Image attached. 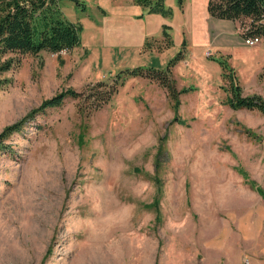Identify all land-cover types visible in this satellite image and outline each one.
I'll return each instance as SVG.
<instances>
[{
	"label": "rangeland",
	"instance_id": "1",
	"mask_svg": "<svg viewBox=\"0 0 264 264\" xmlns=\"http://www.w3.org/2000/svg\"><path fill=\"white\" fill-rule=\"evenodd\" d=\"M56 2L81 23V43L16 54L0 72V133L19 124L0 136V264H264V112L225 103L217 60L264 100V39L248 45L240 23L213 16L204 43L177 0L168 16ZM162 22L172 44L144 49L137 31ZM183 38L172 76L191 89L176 108L164 86L134 76L90 113L72 97L38 110L124 67H165Z\"/></svg>",
	"mask_w": 264,
	"mask_h": 264
},
{
	"label": "trees",
	"instance_id": "2",
	"mask_svg": "<svg viewBox=\"0 0 264 264\" xmlns=\"http://www.w3.org/2000/svg\"><path fill=\"white\" fill-rule=\"evenodd\" d=\"M82 5L80 0H74ZM145 12H157L164 16L172 13V7L165 0H132ZM184 0H177L181 7ZM207 11L210 15L237 20L243 28V36L255 34L264 39V0H207ZM170 25L162 23L161 37H146L144 49L161 51L172 44L169 32ZM82 25L78 21L62 16L56 0H0V72L17 64L16 54H37L48 50L59 56L63 50L71 51L81 43ZM186 39L181 41L180 48L171 56L165 67L141 66L124 67L109 79H99L85 90L68 87L45 98L38 110L63 104L66 97L77 99V108L91 112L108 102L125 83L127 77L143 76L157 81L164 86L174 107L179 105L178 95L188 91L191 86L178 89L172 76V67L184 57ZM60 59V58H59ZM61 60V59H60ZM221 66V76L228 82L224 101L231 108L258 109L264 112V100L259 95H243L242 87L235 71L226 58H217ZM180 122L188 124L185 119ZM19 125V124H18ZM17 124L5 127L0 136L10 128L17 129ZM1 147V138H0Z\"/></svg>",
	"mask_w": 264,
	"mask_h": 264
},
{
	"label": "crops",
	"instance_id": "3",
	"mask_svg": "<svg viewBox=\"0 0 264 264\" xmlns=\"http://www.w3.org/2000/svg\"><path fill=\"white\" fill-rule=\"evenodd\" d=\"M80 1L83 3L82 4L83 7L87 6L88 0H80ZM96 1L98 2L97 3V8H99V9L101 8V2H102V6L106 5L108 8L111 9L112 13H114V14H123V13L130 14V13H132L134 15H138V14L141 13V11L143 9L140 5L132 2V0H96ZM165 2H166V4L171 5L168 2V0H165ZM204 5L205 6L207 5V0H184L183 1V5L181 6V10H183L184 12H186L187 10H190V13H191V11H194V14H196V17H194V18H196L197 23L199 24V25H197L198 29L203 32L204 43H206V42L209 43V41L211 40L210 22H209V20L213 16L210 15L208 12H207V14H206V12L205 13H203V12L201 13L202 7ZM152 13H155V12H152ZM147 14H151V13L145 12L143 10L142 15H147ZM201 16L204 18V21L201 19ZM161 20H166V18H163ZM233 22H234L235 27L238 30V22H237V20L233 19ZM139 36H140V38H143V39H145L146 37H152V36L161 37L162 36V26H161V28L159 30L157 29V30H154V31L147 30L145 32H142V31L140 32L138 30L136 35H135V37L138 38ZM187 48H188V43L186 45L185 53L187 51ZM165 49H163V50H165ZM163 50H161V51H163ZM185 53H184V55H185ZM177 64H178V61L172 67V71L174 73H175V68H176Z\"/></svg>",
	"mask_w": 264,
	"mask_h": 264
},
{
	"label": "built area",
	"instance_id": "4",
	"mask_svg": "<svg viewBox=\"0 0 264 264\" xmlns=\"http://www.w3.org/2000/svg\"><path fill=\"white\" fill-rule=\"evenodd\" d=\"M243 39H244V42H245L246 44H249V45H250V44H254V43H260L261 40H262L261 36H259V35H255V34L245 35V36L243 37ZM205 53H206L207 55L210 54L209 50H206Z\"/></svg>",
	"mask_w": 264,
	"mask_h": 264
}]
</instances>
